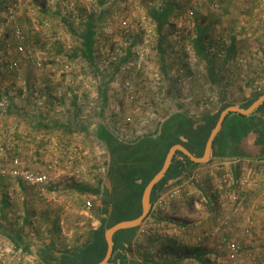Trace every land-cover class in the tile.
Wrapping results in <instances>:
<instances>
[{
  "label": "rangeland",
  "instance_id": "1",
  "mask_svg": "<svg viewBox=\"0 0 264 264\" xmlns=\"http://www.w3.org/2000/svg\"><path fill=\"white\" fill-rule=\"evenodd\" d=\"M169 4L159 29L154 11ZM89 22L96 30L93 64L80 37ZM200 34L205 54L195 46ZM263 91L264 0H0V165L8 171L0 172V264H43L34 245L73 249L101 223L100 194L77 189L97 187L106 173L108 152L92 132L97 120L131 141L155 133L179 108L199 115ZM12 106L16 114L8 112ZM37 117L50 125H36ZM212 163L219 168L190 181L193 194L171 202L175 218L137 233L135 248L150 256L155 240L202 263L216 246L209 235L196 243L197 233L211 231L222 208L253 209L240 212L238 224L255 212L259 197L239 180L251 176L262 186L260 198L263 183L246 172L232 180L214 158L195 167ZM15 166L47 171L50 182L29 184L10 174ZM185 224L184 231L176 227ZM260 228L238 238L255 256L235 264H264Z\"/></svg>",
  "mask_w": 264,
  "mask_h": 264
},
{
  "label": "trees",
  "instance_id": "2",
  "mask_svg": "<svg viewBox=\"0 0 264 264\" xmlns=\"http://www.w3.org/2000/svg\"><path fill=\"white\" fill-rule=\"evenodd\" d=\"M171 9L172 5L169 4L166 9L154 11L159 22V29L164 26L165 16ZM95 36V25L93 22H89L86 31L81 33L80 37L82 53L90 60L91 64L94 62ZM203 45V37L200 34L195 40V46L198 52L205 54ZM159 46L161 47V43ZM104 91L105 89H103ZM257 98L245 104V108ZM228 105L230 104L224 105L219 110L199 115L188 114L184 109L179 108L163 119L155 133L144 134L131 141L121 138L111 131L103 121L97 120L92 132L104 144L108 152L106 173L97 187L77 185V189L83 193L100 194L102 214L107 215H102L100 226L91 229L84 243L73 249L58 250L53 246L37 247L35 250L39 260L43 264H96L100 262L108 249L105 231L117 222L134 219L141 215L143 191L149 181L162 168L170 147L176 143H182L196 156H202L208 138L218 122L220 112ZM16 109L15 106H12L8 112L16 114ZM235 114L237 113L232 111L226 115L214 138L213 157L226 156L227 144L224 129H226L229 118ZM247 116L251 131L257 136L264 137V101ZM37 118L36 125H50L44 118ZM197 164L199 162L191 160L182 151L177 150L166 175L153 188L152 202L157 199L159 191L168 186L172 180L180 178L189 165ZM140 179L141 182L138 181ZM137 230L138 227H131L115 233L111 263L114 262L113 256L118 247L121 245L123 249L125 243L134 237ZM170 251L177 253L174 249ZM126 256L127 254L124 257ZM128 264L139 263L129 259ZM162 264H174V261H165ZM175 264H179V262L177 261Z\"/></svg>",
  "mask_w": 264,
  "mask_h": 264
},
{
  "label": "crops",
  "instance_id": "3",
  "mask_svg": "<svg viewBox=\"0 0 264 264\" xmlns=\"http://www.w3.org/2000/svg\"><path fill=\"white\" fill-rule=\"evenodd\" d=\"M256 94L259 96H257ZM255 95H256V97L259 98V97L264 95V91H263V93H255ZM256 97H254V95L245 96V97H242V99L239 102H236V103H233L230 105H235V106H238L240 108H245V104H247L248 102H250V100H252ZM230 105H228V106H230ZM228 106H226L225 108H227ZM248 107H246V108H248ZM253 111H251V112H253ZM236 113L237 114L232 115L229 118L227 125H226V129H224V134H225V139H226V144H227L226 156L225 157H221V156H214L213 157V149H212L210 159L214 158L215 160L221 161L224 164H226L227 169H230V171L232 173V176H231L232 180H234V178H238L237 177L238 175H240V176L244 175L245 174L244 172H246V173H248V175H252L253 177L255 176V179L259 180L260 184L263 183V185H264V137H260L259 135L257 136L256 133L251 131V129L249 127V123H248V119H249L247 116L248 114H242L239 112H236ZM240 114H242V115H240ZM97 140H99V139L97 138ZM106 166H107V162H106ZM106 166H105V170H106ZM193 167H195V165H189L187 167V169L184 171L183 175L180 176V178L172 180L168 186H166L164 189L159 191V194H158V197L156 200H154L153 202L151 200V205H150V211L151 212L149 211V213L151 214V217H153V220L156 221L158 224L160 223V221H162L164 219H168V220L174 219L176 216V213H177V210H172V206H173V209L175 208L174 202L171 204L169 203V205L167 204V206L158 205L156 202L160 196H164L166 192H168L169 190H171L173 188L181 187V186L183 187L184 185L186 186V187H184V189L188 188L189 190H192L193 192L196 190L193 187V184L186 183V181H187L186 178L188 176L187 174H189L190 169H192ZM224 168L226 170L225 166H224ZM233 174L236 177L233 178ZM249 186H251V188L249 187V189L253 190L252 196H254V194L257 195L259 197L258 198V200H259L260 199L259 195H261L260 192L263 191L261 188L262 186L257 185V183H255V182H253ZM248 195L250 197H252L250 195V193L246 192L245 193L246 198L248 197ZM151 197H152V195H151ZM246 201L247 200H245V202ZM249 202L250 201H247L245 204H247ZM96 204H98V206H100L101 195H100L98 203H96ZM153 208H154L155 212L152 211ZM178 208H179V210H182V209L184 210V208H180V207H178ZM229 210L230 211L235 210V208L230 207V208H227L226 210L224 208H222V211H229ZM237 210H238L237 212H244V214L249 213V211H253V209H249L246 206L238 207ZM178 212H180V211H178ZM244 214H242V215H244ZM102 215L106 216L107 214L103 213ZM147 216H148V214H147ZM94 223H95V225L91 229H96L101 224L100 221H96ZM238 223L239 222H237V225L234 224L230 227V231H231L232 235L237 237V238H240V239H242V238L244 239L245 237L248 238L246 235L243 234V226L245 225V222H243L241 224H238ZM139 226L140 225L136 226V227H138L136 234L139 231ZM187 226L185 224L184 226L177 225L176 227H179L178 230L184 231L187 228ZM170 227H171V225H170ZM215 227H216V225H214V228ZM171 229H172V227H171ZM182 233H184V232H182ZM136 234L133 237L134 239L136 237ZM197 234H199V233H197ZM86 237H87V235H85L84 238L78 242V245L84 243ZM182 237H186V235H183ZM105 238H106V236H105ZM133 238L129 242L125 243V246H123V249H122L121 245H120V247H118L117 251L114 253V256H113L114 262L111 263L109 261L108 264H128L129 259L133 260V261H137L139 264H162L165 261H170V262L174 261V264L177 261L179 262V264H189V256L181 254L180 252L178 253L177 251H176L177 253H171V251H170L171 248H168V247L158 248L155 240H154V242H150V244L148 245L150 256H147L144 250H138L137 248L134 247V239ZM189 240H190V237H189ZM153 245H155L156 247ZM39 246H46V245H38V246L34 245L32 250H34L36 253L35 249ZM214 246H216L214 249V255H215V254L219 253L221 250V242L218 239H214ZM148 248L146 247V249H148ZM124 249H126V250L124 251ZM156 250L159 251V254H163V255H160L158 257H154L155 256L154 254L157 253ZM205 252H207V250ZM125 254H127L126 257H124ZM203 254L205 255L208 253H203ZM112 255H113V253H112Z\"/></svg>",
  "mask_w": 264,
  "mask_h": 264
},
{
  "label": "built area",
  "instance_id": "4",
  "mask_svg": "<svg viewBox=\"0 0 264 264\" xmlns=\"http://www.w3.org/2000/svg\"><path fill=\"white\" fill-rule=\"evenodd\" d=\"M15 33L19 39H22L24 37L22 28L20 26L16 27ZM57 163L58 160L55 159L53 160L52 164L49 165V167L54 168L57 165ZM193 168L191 173L188 174V178H186L187 180L186 183H190V181H192V183L198 182L200 180L199 176L202 170L213 173L214 169H218L219 166L217 164L214 165V163H212L207 166L203 165V166H196ZM0 172L3 174L8 173V171L1 165H0ZM10 174L22 178L25 182L29 184L44 185L50 182V175L47 173V171L42 173H35L31 170L21 169L20 166H15L13 169L10 170ZM250 177L247 176L239 180V182L243 187H246L252 183V178ZM184 187L186 186L184 185L183 187L182 186L176 187L169 190L168 192L165 193L164 196H160L156 203L158 205L167 206V204L168 205L169 203L171 204V202L176 197H185L193 194L192 190H189L188 188L184 189ZM229 198L233 204L236 203L238 199V193H236V190L230 194ZM259 202H260L259 205H257L254 208L255 212L245 217L243 234L248 237L250 236L251 238L255 237L254 236L255 232H257L256 228L260 229L259 232H261L260 227H263L260 237H261V241L264 243V196L259 199ZM88 204L91 203L88 202ZM231 206L233 205H226L225 210L227 208H230ZM238 206L234 207L235 210H231V211L229 210L219 215L217 219V225L211 231L202 234L200 233L196 237V243H201L203 241L204 236L209 235L211 239H218L221 242V245L224 246V249L215 255L212 254L207 260H204L202 263H200L194 257L191 256L189 257V264H235L239 261H242L243 259L246 258V256L248 257L249 255L252 260L253 255L255 256V254L250 253L248 250H246L244 244H242V242L238 240L237 237L233 236L230 231V227L232 226V224L234 223L237 224L236 222L239 219L240 212L237 213ZM152 211L155 212L154 208ZM156 225L157 222L154 221L153 217H151V214H149L147 217L143 219L142 223L140 224L138 233L139 234L148 233V231ZM194 226L196 227L198 226L200 228L201 227L200 222H194Z\"/></svg>",
  "mask_w": 264,
  "mask_h": 264
},
{
  "label": "water",
  "instance_id": "5",
  "mask_svg": "<svg viewBox=\"0 0 264 264\" xmlns=\"http://www.w3.org/2000/svg\"><path fill=\"white\" fill-rule=\"evenodd\" d=\"M262 101H264V95L256 99L248 108H240L235 105H230L227 108H225L219 116L218 122L211 132L208 141L205 146V151L202 156H196L193 154L186 146H184L181 143H176L171 146L169 149L164 164L162 168L160 169L159 172L156 173V175L149 181V183L146 185L143 194H142V213L140 216L134 218V219H127V220H122L120 222H117L116 224L112 225L109 227L106 232V240L108 243V249L106 252V255L104 259H102L100 262L96 264H108L110 261V258L112 256L113 250H114V235L116 232H118L121 229H126V228H131V227H136L140 225L143 221V219L147 216V214L150 211V205H151V195H152V190L155 187V185L166 175L167 170L169 169L173 156L176 153L177 150H180L184 152L191 160L195 162H206L210 159L212 149H213V142L214 138L216 137L220 127L222 126V123L226 117V115L229 112H239L242 114H249L251 111H253ZM141 182L142 180H138Z\"/></svg>",
  "mask_w": 264,
  "mask_h": 264
}]
</instances>
